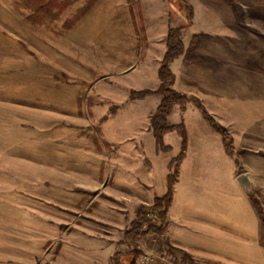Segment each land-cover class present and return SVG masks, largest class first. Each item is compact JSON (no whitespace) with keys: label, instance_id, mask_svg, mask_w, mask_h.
Here are the masks:
<instances>
[{"label":"rangeland","instance_id":"rangeland-1","mask_svg":"<svg viewBox=\"0 0 264 264\" xmlns=\"http://www.w3.org/2000/svg\"><path fill=\"white\" fill-rule=\"evenodd\" d=\"M210 1L0 0V264H112L134 205L114 181L123 169L133 183L121 149L134 129L152 133L164 33L186 23L180 2L197 13L172 88L227 130L264 221V178H248L253 157L241 164V148L264 154V0ZM191 105L189 128L217 136ZM230 249L224 264H264V230L261 246Z\"/></svg>","mask_w":264,"mask_h":264},{"label":"crops","instance_id":"crops-1","mask_svg":"<svg viewBox=\"0 0 264 264\" xmlns=\"http://www.w3.org/2000/svg\"><path fill=\"white\" fill-rule=\"evenodd\" d=\"M212 3L213 0L209 2L210 5ZM190 5L195 19L196 7L191 2ZM164 35L166 37V33ZM179 59L171 64V69ZM177 108L170 115L177 114L171 123L183 119L187 133L186 152L178 165L165 227L161 232L144 229L132 240L140 250L135 264H172L170 259L179 261V255L184 256L190 264H224L232 255V246H261L264 228L257 210L236 182V155L228 156L221 138L200 122L197 128H189L186 114L192 110L191 103L184 110ZM131 135L134 137L121 149L119 158L123 160L118 165L127 167L133 175V183L125 188L121 179L125 177H122L123 169L114 180L117 187L125 189L126 197L134 204L128 225L136 218L138 205L150 206L154 198L165 194L167 165L180 151V139L174 133L166 134L163 138L164 144L170 146L168 152L157 151L152 133L148 130L134 129ZM241 149L247 152L241 155L242 166L245 167L247 156L253 157L255 169L248 171V178H264L263 152ZM121 241L124 244L120 247L126 250H107L109 260L116 252L124 254L130 251L127 243L123 239ZM94 246L97 254L103 253L102 245ZM67 253L72 254V251Z\"/></svg>","mask_w":264,"mask_h":264},{"label":"trees","instance_id":"trees-1","mask_svg":"<svg viewBox=\"0 0 264 264\" xmlns=\"http://www.w3.org/2000/svg\"><path fill=\"white\" fill-rule=\"evenodd\" d=\"M179 9L185 13L186 23L175 28H170L167 32L165 45L166 50L163 58L158 67L157 76L159 79V87L156 93L160 95L161 99L156 107L154 113L150 118V129L152 131L156 147L159 151L166 152L169 147L163 143V138L166 134L176 133L181 139V148L179 154L171 160L168 165V175L166 177V192L161 197H156L150 206L139 205L136 210V219H134L129 227L123 234L124 242L130 247V251L124 254L116 252L112 255L110 261L112 264H135L137 256L140 254L132 243V240L138 237L146 229L153 230L155 232H161L166 224L167 211L172 200V187L177 179V167L184 157L186 149V130L182 123L177 125H170L167 122V117L170 115L174 106H178L180 110H184L188 103H193L196 108L200 111L202 117L209 124L211 129L219 135L222 139L223 147L227 155L232 154L231 149V137L227 130L218 124L206 111L200 101L195 97H188L175 91L173 87L174 75L170 70V64L184 54L185 49L181 41V32L189 26L192 17V8L186 3H178ZM195 47V42H192L190 48ZM148 91L142 94H147ZM257 205V203H256ZM148 211L156 212L159 220V225H152L146 219V213ZM264 226V221L262 220Z\"/></svg>","mask_w":264,"mask_h":264},{"label":"built area","instance_id":"built-area-1","mask_svg":"<svg viewBox=\"0 0 264 264\" xmlns=\"http://www.w3.org/2000/svg\"><path fill=\"white\" fill-rule=\"evenodd\" d=\"M145 216H146L148 222L151 223L152 225L158 223V216H157L156 212L148 211ZM144 229H146L145 226H144Z\"/></svg>","mask_w":264,"mask_h":264},{"label":"water","instance_id":"water-1","mask_svg":"<svg viewBox=\"0 0 264 264\" xmlns=\"http://www.w3.org/2000/svg\"><path fill=\"white\" fill-rule=\"evenodd\" d=\"M237 182H238V184L240 185V186H242L245 190H246V192L248 193V187H249V182H248V180H247V178H238V180H237Z\"/></svg>","mask_w":264,"mask_h":264}]
</instances>
